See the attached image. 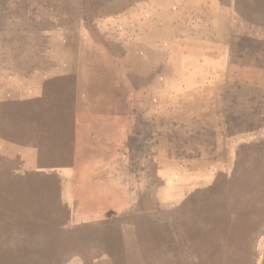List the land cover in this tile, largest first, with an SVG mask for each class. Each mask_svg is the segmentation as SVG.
<instances>
[{"label":"crops","instance_id":"1","mask_svg":"<svg viewBox=\"0 0 264 264\" xmlns=\"http://www.w3.org/2000/svg\"><path fill=\"white\" fill-rule=\"evenodd\" d=\"M8 53L0 57L3 247L24 250L31 264H166L182 247L183 264H201L192 242L204 247L206 226L194 217L190 227V208L208 179L177 175L176 156L161 150L159 113L145 111L144 74L129 70L124 52H109L107 64L80 52Z\"/></svg>","mask_w":264,"mask_h":264},{"label":"rangeland","instance_id":"2","mask_svg":"<svg viewBox=\"0 0 264 264\" xmlns=\"http://www.w3.org/2000/svg\"><path fill=\"white\" fill-rule=\"evenodd\" d=\"M8 52H80L102 64L124 52L144 74L145 111H158L177 175L208 179L190 208V227L194 217L206 226L192 252L201 264H264V207L235 198L264 190V0H0V57ZM5 236L0 264H31ZM183 251L164 262L183 264Z\"/></svg>","mask_w":264,"mask_h":264},{"label":"bare ground","instance_id":"3","mask_svg":"<svg viewBox=\"0 0 264 264\" xmlns=\"http://www.w3.org/2000/svg\"><path fill=\"white\" fill-rule=\"evenodd\" d=\"M238 205L252 209L253 213H256L254 209H258V206L264 207V190L261 185H257L252 188H245L242 195L235 196ZM256 207V208H255ZM260 209V208H259ZM261 210V209H260ZM263 214V213H262ZM255 215V214H254Z\"/></svg>","mask_w":264,"mask_h":264}]
</instances>
